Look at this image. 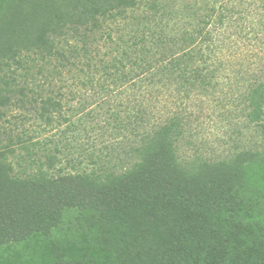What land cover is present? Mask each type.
<instances>
[{
	"label": "trees",
	"instance_id": "1",
	"mask_svg": "<svg viewBox=\"0 0 264 264\" xmlns=\"http://www.w3.org/2000/svg\"><path fill=\"white\" fill-rule=\"evenodd\" d=\"M220 1L197 28L173 19L156 36L143 35V44L150 41L135 61L133 86L147 82L185 100L214 92L226 69L225 33L237 32L240 13L233 0ZM136 4L0 0V121L14 93L5 70L24 51L53 58L60 53L56 36L99 29L101 17ZM249 81L246 116L254 123L264 116V78ZM61 106L48 97L38 113L52 121ZM134 113L142 124L150 112L139 104ZM189 120L173 108L143 131L122 172L53 176L40 169L15 177L0 138V264L34 260L27 246L38 239L50 264H264V147L216 162L181 156Z\"/></svg>",
	"mask_w": 264,
	"mask_h": 264
},
{
	"label": "rangeland",
	"instance_id": "2",
	"mask_svg": "<svg viewBox=\"0 0 264 264\" xmlns=\"http://www.w3.org/2000/svg\"><path fill=\"white\" fill-rule=\"evenodd\" d=\"M221 2L137 0L134 7L101 17L99 29H70L56 36L60 53L53 58L24 51L20 61L4 73L14 93L4 108L0 138L9 149L6 162L13 168L12 175L28 177L40 169L53 176L122 172L132 165L133 143L173 108L190 118L178 145L181 156L200 155L216 162L244 149L263 148L264 116L250 122L245 95L250 79L264 78V0L231 1L240 10L238 29L225 33L226 69L210 95L185 100L167 88H151L147 82L133 86L135 61L159 26L177 19V27L187 23L197 28L204 14ZM169 6L175 12L172 15L165 13ZM185 9L187 21L182 16ZM147 33L150 38L143 44L140 39ZM164 90L167 93L162 94ZM48 97L62 102L52 121L38 113ZM139 104L150 112L142 124L136 122L134 113ZM46 248L40 239L33 241L27 252L34 260L16 258L11 263L50 264L43 254Z\"/></svg>",
	"mask_w": 264,
	"mask_h": 264
}]
</instances>
